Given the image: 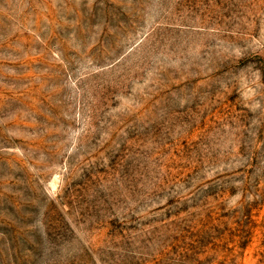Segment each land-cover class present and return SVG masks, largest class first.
Instances as JSON below:
<instances>
[{
    "label": "rangeland",
    "instance_id": "rangeland-1",
    "mask_svg": "<svg viewBox=\"0 0 264 264\" xmlns=\"http://www.w3.org/2000/svg\"><path fill=\"white\" fill-rule=\"evenodd\" d=\"M0 264H264V0H0Z\"/></svg>",
    "mask_w": 264,
    "mask_h": 264
}]
</instances>
